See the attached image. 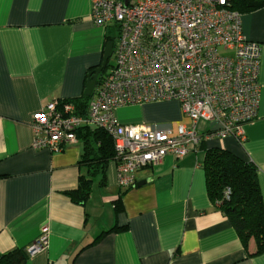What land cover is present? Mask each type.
Listing matches in <instances>:
<instances>
[{
  "label": "crops",
  "instance_id": "crops-1",
  "mask_svg": "<svg viewBox=\"0 0 264 264\" xmlns=\"http://www.w3.org/2000/svg\"><path fill=\"white\" fill-rule=\"evenodd\" d=\"M241 28L261 44L258 114L243 126L245 139L204 137L180 159L166 155L139 169L136 184L144 183L126 189L110 160L78 203L69 192L90 175L80 164L82 141L59 152L36 148L30 120L51 102L85 95L108 28L92 22L90 0H0V254L27 252L45 230L46 247L27 253L24 264H264V252L252 255V239L245 250L209 198L203 168L210 147L253 162L264 200V6L242 13ZM114 115L121 124L173 129L189 122L176 100L122 106Z\"/></svg>",
  "mask_w": 264,
  "mask_h": 264
},
{
  "label": "built area",
  "instance_id": "built-area-1",
  "mask_svg": "<svg viewBox=\"0 0 264 264\" xmlns=\"http://www.w3.org/2000/svg\"><path fill=\"white\" fill-rule=\"evenodd\" d=\"M90 2L94 25L117 30L113 63L97 78L85 115L71 101L32 114L34 147L59 152L76 141L78 128L99 127L113 140L117 185L126 189L136 184V171L166 155L180 159L204 137L245 139L243 126L258 114L261 44L243 35L229 0ZM159 100L178 101L188 124L173 129L115 118L118 107ZM201 121L209 124L204 131ZM46 245L44 230L27 253Z\"/></svg>",
  "mask_w": 264,
  "mask_h": 264
},
{
  "label": "trees",
  "instance_id": "trees-1",
  "mask_svg": "<svg viewBox=\"0 0 264 264\" xmlns=\"http://www.w3.org/2000/svg\"><path fill=\"white\" fill-rule=\"evenodd\" d=\"M262 6L264 0H229V8L240 14ZM114 39L113 35H109L106 43L114 44ZM100 77L101 74L98 79ZM90 98L91 96L84 95L82 98L66 101L75 104V113L85 115ZM75 134L76 139L79 138L83 143L80 164L90 172L88 177L80 178L75 190L69 192L74 202L81 203L89 195L96 174L101 173L103 176L107 163L114 160L115 149L111 136L99 127L83 126ZM203 168L208 196L229 220L243 248L247 250L248 242L252 239L255 243L252 255L264 252V200L256 179L257 168L254 163L228 150L210 147L205 149ZM226 189H229L228 198L225 197ZM26 258V250L14 249L0 254V264H24Z\"/></svg>",
  "mask_w": 264,
  "mask_h": 264
},
{
  "label": "water",
  "instance_id": "water-1",
  "mask_svg": "<svg viewBox=\"0 0 264 264\" xmlns=\"http://www.w3.org/2000/svg\"><path fill=\"white\" fill-rule=\"evenodd\" d=\"M112 47L113 43L112 42H107L105 44L104 50H103V57L100 66L94 68L93 70L89 71L87 73V78H86V84H85V89H84V94L86 96H91L93 93V89L96 85L98 75L104 70V68L107 65V62L111 56L112 53ZM144 181L138 182L136 185L140 186L143 184Z\"/></svg>",
  "mask_w": 264,
  "mask_h": 264
},
{
  "label": "rangeland",
  "instance_id": "rangeland-1",
  "mask_svg": "<svg viewBox=\"0 0 264 264\" xmlns=\"http://www.w3.org/2000/svg\"><path fill=\"white\" fill-rule=\"evenodd\" d=\"M108 34L110 35H117V30L114 28V29H108ZM114 43H115V39H114ZM113 63V54L110 56L109 60H108V65H106V67L104 68L103 72H107L109 70V64L111 65Z\"/></svg>",
  "mask_w": 264,
  "mask_h": 264
}]
</instances>
